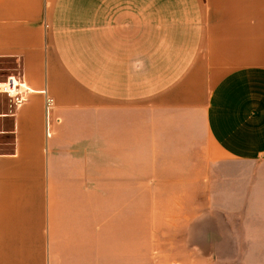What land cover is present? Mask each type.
I'll list each match as a JSON object with an SVG mask.
<instances>
[{"label": "crops", "instance_id": "crops-1", "mask_svg": "<svg viewBox=\"0 0 264 264\" xmlns=\"http://www.w3.org/2000/svg\"><path fill=\"white\" fill-rule=\"evenodd\" d=\"M4 60L0 264H264V0H0Z\"/></svg>", "mask_w": 264, "mask_h": 264}, {"label": "rangeland", "instance_id": "rangeland-1", "mask_svg": "<svg viewBox=\"0 0 264 264\" xmlns=\"http://www.w3.org/2000/svg\"><path fill=\"white\" fill-rule=\"evenodd\" d=\"M2 65H13V62L11 60H4L0 62ZM12 72L14 74H17V70L12 69ZM4 74V73H3ZM3 74H0V81L6 80V76L3 77ZM8 76V75H7ZM9 100L8 96L5 92L0 91V109L1 108H6L8 109L9 106ZM6 106V107H5ZM6 128V131L2 134H0V149L7 148L11 142V134H10V121L8 119L3 120L0 122V128ZM234 165V164H232ZM238 168H231L232 174L236 173ZM199 191H202V185L200 184L199 186ZM237 202V201H236ZM206 201L200 196L199 200V208H201ZM234 219V217H232ZM236 221L235 223L238 225L239 222L238 217H235ZM136 227V232H135V248H134V259L136 261H142L146 260L147 258L154 259V260H167L170 258V256L173 255V253L176 251V249L168 246L167 243L162 242H154L152 246L149 243V240L146 238L145 233L141 232L137 229ZM175 250V251H174ZM216 251L220 252L221 255L216 257V261H222L226 262L225 264H238L239 262V257L237 254V249L235 253V249H230V248H217Z\"/></svg>", "mask_w": 264, "mask_h": 264}, {"label": "built area", "instance_id": "built-area-1", "mask_svg": "<svg viewBox=\"0 0 264 264\" xmlns=\"http://www.w3.org/2000/svg\"><path fill=\"white\" fill-rule=\"evenodd\" d=\"M29 88H21L18 79L13 75H8L6 80L0 82V91L5 92L10 99V101L15 105L22 102L26 97V92ZM52 103V98L50 96L46 97V111ZM56 121H59V117H55ZM47 122V120H46ZM49 124V123H48Z\"/></svg>", "mask_w": 264, "mask_h": 264}]
</instances>
